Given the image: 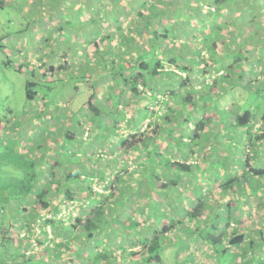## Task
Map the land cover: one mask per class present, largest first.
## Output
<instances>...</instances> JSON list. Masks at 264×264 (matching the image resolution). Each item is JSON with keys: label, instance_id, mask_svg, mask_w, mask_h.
Listing matches in <instances>:
<instances>
[{"label": "trees", "instance_id": "16d2710c", "mask_svg": "<svg viewBox=\"0 0 264 264\" xmlns=\"http://www.w3.org/2000/svg\"><path fill=\"white\" fill-rule=\"evenodd\" d=\"M238 2L239 0H181L183 5L175 2L173 7L169 6L170 8H173L171 11H169L168 5L165 9L160 11L162 15H165L166 13L170 14V12L179 13L181 11L180 6L189 5L196 9L198 6L196 7L195 5L203 6L209 3V5L207 4L209 7L207 14H212L214 22L219 19L220 24L217 22L216 24L211 23L206 26V29L209 30L208 33L210 34L203 39V42L205 43V48L209 51V55L202 56V50L200 49L192 52L193 56H191V59L188 58L189 62L186 64L181 63L184 56L174 57L172 60L168 61L171 63L170 65L179 69L183 73L182 76H180V84L186 89L185 94L182 97V102L189 108V114L182 118L179 124L177 122L183 114L182 109L173 110L171 103L168 102H165L167 103L168 110H173V114L175 115L173 116L172 114V116H169L167 115L168 113H165L164 122L160 123V121H157V125L156 123L154 124V120L150 121V118L152 119V117L149 116L148 120L150 123H148V125L152 127L154 124L153 129L149 130H142L141 123L135 122L134 120L131 124L126 121V124L123 127L122 125H117V122H120L121 120L117 119V117L118 115L122 116L123 113L121 114V111L117 109L116 105H114L116 106L114 110H109V114L112 117H115L114 119L116 122V124L111 126L113 132L126 130L127 128H129L128 130L130 131L133 128L136 129V133H131L123 139L120 138V146L124 147L125 152H127L130 159L134 158L136 160V164L134 169L130 170L128 162H126L125 159L123 163L118 160L119 162L110 164V172H104L99 175L97 174V176L104 175L103 182L107 180V183L104 184L106 192L102 194L98 192L99 195H97V191H94L91 181L86 180V184L81 190L83 195L86 194L85 197H83L85 204L82 200L79 201L82 209L84 208L83 205H86V210L82 211L83 214H81V211L79 210L78 215L73 217L71 231L74 232L78 229V235H81L91 245L94 244V246L96 245L95 243L101 245L102 242L104 245H108L110 242L112 243L114 241L117 243L120 239L123 244L122 247L115 250L113 258H108L107 256L108 253L111 252L109 249L106 251L101 250L96 254L88 253L85 259H125L123 257L128 256L129 258L127 259H135V261L130 264H140V262L137 261L138 259H141V264H166V259L163 258L166 247L169 245V243L166 244L167 240H169V235L166 233L170 231L175 224L183 223L186 219L194 220L198 217H203L205 219V214L208 212L206 209L211 207V202L214 200V190L211 189L210 191V189H208L207 192L200 194L197 191H201L202 188L200 187V189L199 185H195L191 187L192 189L190 191L194 197H188L186 194L178 195L177 187L183 180L185 174L187 177L188 175L191 176L193 173L192 165L189 162H181L177 159L173 160L170 155L171 150L167 151L165 147L169 143L170 145L174 143L180 148L185 144H188V142L194 140L200 142L202 139L209 138V135L206 134L205 130L206 128L209 129L210 124L216 122L217 118L218 124L225 134L226 142L223 144H225L224 146L228 150V153L231 154V157H233L235 153L233 154L230 149L240 148L242 144L243 148L241 155L243 154L242 160H244L242 164L244 171L242 173H237L233 167L230 171V175L225 178L220 172L216 173L215 171H209V177L205 180L207 171L204 170L203 181L208 180L205 183V187L211 188L209 185V187L206 185L209 181L214 180L213 177L216 178L217 176L218 181L215 187L216 189L218 188L222 189V191H227L229 194L228 196L230 197L229 201H227L224 206L229 208V212L232 210V213L235 214V216L237 210L241 208L249 209L250 196L263 195L261 197V202H256L258 206H263L264 166L262 165V162L264 161L262 160L264 159V67L261 71L256 72L258 68L257 66H260L261 62L254 58L251 64L249 53H259L262 61H264V40H262V38H264V30L262 31L261 29H264V3H260L258 0L246 3V6L244 7V9H246L245 15H243L244 13H241L242 16H240V18H238L239 20H236L233 24L236 28H232L228 23L229 21L226 18V15L237 7ZM256 4H259L261 8V12L258 15ZM163 7H165V5ZM152 8H156L153 3L150 4V9L152 10ZM0 11H2L1 6ZM148 12L149 9H142L139 11V15L146 18L145 26L151 27L153 22H151L150 18L154 17V15H146ZM248 13H250L251 16L248 15ZM198 15L197 20L203 22V19H198L201 17ZM192 16L193 15L189 18H192ZM39 22L40 19H37V23ZM33 23L37 25L35 21H33ZM252 23L255 24L256 30L248 31L247 27ZM96 27L91 30L100 33V30ZM64 28L65 27L62 25L59 27V30H64ZM225 28H230L227 33L230 35V39L229 43H222V48H220L219 43L221 44V37H226V35H221L222 29ZM244 30L249 32L247 36H243ZM152 36L158 38L164 37L166 34H159L157 31V33L153 32ZM238 42L240 44L239 48L235 47ZM226 48L231 49L230 51H226ZM155 53V51H150V55L154 54V59H139L137 61L134 58L136 62L135 64L130 62L126 63V66L129 65L126 70L127 75L122 73L119 75L121 78L118 79V83L123 82L122 84L125 86L128 85L129 92L136 97H148V94L150 96L149 91L153 89L150 81L152 79H158L159 75L166 71V65L169 64L166 63V56L163 57L162 55L160 57ZM196 53L197 56H195ZM98 54H100L99 59L103 65H107L108 57L106 56V53L99 50ZM115 63L116 62L112 61L110 64L115 65ZM8 64H11V61H8L6 65ZM211 64L217 65L218 67L215 69V66L213 65L211 67ZM22 66L24 65L19 64L18 69L20 71H24ZM64 66L65 65H62V68H64ZM117 67V65L113 66V68L109 67L107 73H111L112 69L115 70ZM49 68L53 69L54 67L50 65ZM174 68L172 70L173 72H175ZM29 72L33 73L35 70H29ZM199 73H201V75L198 79L197 75ZM41 75L46 77L45 73ZM207 75H212L213 78L208 80L205 78ZM70 77H72L71 73L68 74L67 79ZM84 79H86V77ZM56 80L57 79L54 78L52 82H48L45 78L43 79L48 85H54ZM90 81V83H94V80L90 79ZM197 82H200L198 90L195 86L197 85ZM39 83L40 81L35 80V78H29L26 81L25 89L28 102H39L40 100L46 99V97L43 96L44 94L40 93L35 88ZM113 90L114 88L108 94V99L111 103H115L117 97H120L118 96V93ZM171 94L175 96V99H178L180 98L181 92L172 90ZM87 105L92 118L100 123H97L98 127H103V121L100 117L102 114H106L104 112L105 110L107 111V109L102 106L100 100L96 97V93L91 94L90 97H88ZM151 107L152 106L150 105L149 109H151ZM47 108L48 104L45 103L42 110ZM196 114H200V117L196 122L190 137L188 134H186L187 137L182 135L183 131L179 132L174 130L176 125L181 126L183 123L187 124L191 117H195ZM234 114V121H229V116ZM256 122H261L260 127H255ZM139 123L140 125H138ZM85 124L93 128L92 121L86 122L85 120L81 123V126L84 125L83 132L87 130ZM159 127H161L160 129L169 130L168 137H155L158 131L157 128L159 129ZM66 137L70 140L73 139L74 135L68 132ZM187 139H189V141ZM219 139L222 142V138L219 137ZM42 152L44 153L43 150L38 153L35 151V155L40 157L39 153ZM118 158L119 156L116 159ZM253 159L254 161L259 159V161L257 160L259 164L258 166L251 164ZM197 160L198 159H195L194 162L198 163ZM50 161L54 164L53 168H51L52 173H44L43 175H49L51 180L49 181L48 179V181H46V178H44V184L42 186H37L38 184L33 183L26 190L24 199L16 201L24 202L28 197V193L34 192L36 197L33 200L32 206L34 207L32 211L36 212V215L40 212L50 210L59 211L54 201L48 199V194L52 192L51 188H54L53 190H55L54 192L56 193L55 197H57L62 192L61 187L66 186L64 192L71 197L72 185L68 181L82 178V174L66 168L63 170L66 172L61 174L63 179H56L57 177L54 169L59 162L54 161V158H51L48 162V166L50 165ZM228 163L229 162L226 164L227 167L229 166ZM219 164L221 167L225 166L224 162H220ZM111 172L113 177L108 178V175ZM199 174L200 173L197 175ZM239 184H242L244 188L236 190L235 185ZM188 198L190 199L188 200ZM232 202L236 203L234 210ZM23 208L28 209V206ZM129 208L136 211V215L134 213L129 215L127 213ZM261 209L263 210V207ZM145 210L149 211L145 213ZM219 211L220 210L218 209L217 215ZM214 212H216V209ZM146 214L148 215V218L143 220L141 216L144 217ZM243 216H246V213L241 216L239 215L240 219L238 222L241 221ZM148 219L155 221V228H150L148 226L143 228L144 224L146 225V223H148ZM49 222L55 226L56 219L52 218ZM228 223H231V221H228ZM228 223L226 224V228L224 227V230L222 229L223 231H217L219 223H212L208 228H205V233L203 232V238L205 241L209 242L211 246L217 244L215 249L216 255L220 256L230 250L238 251L239 254H242L240 251L245 250L243 248L245 245L247 246V244L249 245L248 249L251 250L254 241H247V230L246 232H243L237 228V230L234 229L233 233H230L229 231L227 232L225 230H228ZM260 225L261 227H248V230L250 236L261 233L264 243V217ZM23 226L25 234L29 235V230H33L31 219L27 220L26 218ZM135 231L140 235L139 241L141 246L137 250H132L131 253H129L130 251L128 252L127 249L129 248V245L127 243L133 239L132 237L136 236L135 234L137 232L135 233ZM127 232H130L128 237L126 236ZM250 238L252 239V237ZM100 245L95 247L97 248ZM135 245L136 241L131 243V246ZM80 257H83V255ZM254 260L255 259H243L242 264H264L263 259Z\"/></svg>", "mask_w": 264, "mask_h": 264}, {"label": "crops", "instance_id": "0c3cea01", "mask_svg": "<svg viewBox=\"0 0 264 264\" xmlns=\"http://www.w3.org/2000/svg\"><path fill=\"white\" fill-rule=\"evenodd\" d=\"M152 3L155 4L156 8H152L151 10L150 4ZM176 3H180L181 5H183L181 3V0H176ZM164 5L165 7H163ZM0 6L2 9V11H0V25L3 23H13L12 19H14L13 17L15 15L13 9L15 8L25 9L24 12L27 15L32 14V9L36 8L37 18L34 20L37 21V19H40L39 23L36 22L38 25L37 28H35L31 32H28L27 29L29 27V24H31L33 21H30V23L28 24L21 23L19 29L12 32H1L0 29V47L2 48L4 53L6 52L7 55H9L10 51L11 56L17 57L18 59H21V57L27 59L25 57V54H29V49H32V52H30L29 55H32L33 58H36L44 65L43 71H40V73L42 74H47L50 69H45L46 64H52L51 66L54 67L53 69H50V71L54 72V70H62L61 67L64 64L65 58L68 57L66 49L71 50L73 53L72 57L75 58V60H73L75 70H73V72H70L72 74V78L73 76L77 78L76 80H74V83L70 86V88L76 89L72 99L67 101L63 99L64 97L62 99L58 98L59 106L58 104L55 106L53 103L50 102L47 103V109L38 111L36 107L34 108L36 110L32 112L33 115L30 113V109L25 113L27 117L26 119L31 122V125L35 126L37 124L41 125L40 128L42 129H48V134L44 132L45 136H48L50 133H53V139L44 141L42 144L40 143V148L44 151V153H39L40 156L43 155L41 157L42 164L45 163L48 166V162L50 160L49 155L55 152V150L59 153L63 152L61 150H65L66 152L71 153L72 157L74 155V157H76V159L80 162L74 161L72 157L70 160L66 158L67 155H65L64 167L70 170H74V172L76 173L78 172L82 174V171L87 172V170H89V165L91 164L90 157H93L97 150L102 154L106 153L107 155H115L116 158L118 157L119 152H121L123 155H126L127 152L124 151V153L119 150L121 148L120 138L123 139L131 133H136V129L133 128L134 130L132 129L130 131L128 130L129 128H127L126 130H119L118 132L112 131L111 126L116 124V122H113L115 121V117H112L109 114V110H114L116 106L117 109L121 111V114L123 113L122 116L118 115L117 119L121 120L120 122H117V125L126 123V121L131 124L133 120L142 124L149 116L155 119L154 124L156 123L157 125V121H160L161 123V120L164 119L165 113H168L167 115L172 116V114L174 113L173 110L182 109L183 114L177 122L179 124L180 120L189 114V108L186 107L182 102V97L184 96L186 90L185 87L180 84V76H182L183 73L179 69L174 68L172 65H170L171 63H169L168 61L172 60V58L174 57L184 56L181 63L186 64L189 62L188 57L193 55L192 52L198 51L200 49L202 51L206 50L203 39L208 36V34H210L208 33L209 30L206 29V26L211 24L210 21L214 22V19L212 17V14H207V11L206 13L203 12L202 5H195L196 7L198 6V9L192 8L189 5L180 6L181 11L179 13H166L165 15H162L160 13V11L165 9L167 6V4L164 3L162 0H0ZM142 9H149V12L146 15H154V17L150 18L151 22H153L151 27L145 26L146 18L139 15V11ZM1 12L6 13V15L1 14ZM198 14L199 16H201L198 19H203V22H199V20H197ZM191 15H193L192 18H189ZM207 18L208 22L206 21ZM217 22L220 24L219 19L216 20V23ZM44 23L48 24V26L42 28ZM192 23L199 25L200 28L192 26ZM64 24H79L80 29H75L74 31H71L73 32V34L70 33V27H67L68 29L64 28L65 32L64 30H59L55 33L54 31L51 32V30L59 29V27ZM94 27L99 29L100 33L91 30ZM40 28L45 29L46 31L41 30ZM157 31L159 34L165 33L166 36L158 38L152 36L153 32L157 33ZM197 31L199 32L197 33ZM68 34H72L70 37L69 45L67 47H65L64 44L59 46L61 47V49H64V51L66 50L62 55H60L61 64L56 61L52 62V60H50V56L49 58L43 57V55H50L51 53H54V47L51 46L54 44L53 40H59V38H61L63 41H67ZM191 40H193V43L191 42ZM189 42L191 44H195L196 46L200 45V47L198 48V50H196L195 48L190 47ZM30 43L31 48H29V46L27 45ZM99 50L101 52L106 53V56L108 57V62L106 63L107 65H103L102 62H98L97 56L100 58V54H98ZM148 51H155V54H158V56L160 57L162 55L163 57L166 56V63L169 64L166 65L167 67L165 73H161L158 79L150 81V84L153 88L151 89L153 92L150 95L152 96V98H148L147 96L136 97L134 96V94L129 92L128 85L125 86L124 84H122L123 82L118 83V79L120 78L119 75L121 73L127 75L126 70L129 65L126 66V63L130 62L135 64L136 62L134 58L137 61L139 59H143L142 57ZM84 56L90 61L85 62L86 59L84 60ZM8 61L12 62L11 59H8L7 61L4 60L2 64L6 65ZM112 61L116 62L115 65L120 67V72L114 75L107 73V69H109V65ZM34 62L35 61L29 59L28 62L23 63L24 66H22V69H24V71H34L37 67H34V69L32 70L27 68V65L30 67ZM87 63L90 64L89 70H86L84 68ZM173 68L175 72L172 71ZM64 69L66 70L65 66ZM75 71H77V74L75 73ZM66 72L68 73V70L64 73ZM85 77L86 79H84ZM90 79L94 80L93 84L90 83ZM51 81H53V79ZM56 81H58V79ZM60 81H63V83L66 84L69 82V79L63 80L61 78ZM195 86L197 87V85ZM87 87H89L91 90L90 94L88 93L89 91ZM113 88V91L117 92L118 96L120 97H117L115 103H111L109 105L106 103V101L109 100L108 94L112 91ZM166 88H169V98L163 100L157 99L156 97L158 96V93L166 91ZM170 90L181 92L180 98L175 99V96L171 94ZM86 92L89 94L88 97H90L91 94L96 93V97L100 100L102 106L107 109V111L105 110L104 112L106 114H102V118L100 117V119L103 121V127H98L97 123H100L92 118V115L88 111V108L85 109L82 107L80 108L81 110L78 112L77 109H75L74 112L70 108H65V102H69V105L72 107V105L77 104L79 98H82L83 95H86ZM40 102L42 103V101L40 100L38 104ZM165 102L171 103V107L173 108V110H168L167 103ZM34 103L35 106L39 107L36 101L32 102L31 104L34 105ZM150 105L155 108H153L154 111L149 109ZM147 110L148 113H146ZM160 110L163 111L162 116H160ZM75 114H77L76 117L73 116ZM174 115L175 114H173V116ZM47 116L50 117L47 118ZM234 116L235 114L230 115L229 121H234ZM199 117L200 114H196V116L193 118L191 117L190 121L187 123L186 131L184 130L183 132H179H182V135H185V137H187L186 134H188V136L190 137L196 122L199 120ZM85 120L86 122L92 121V135L88 134L87 136H85V133L83 132L84 125L81 126V123ZM108 120H111V122L109 123ZM58 123H61L62 129H60L61 127L59 128L55 126V124ZM140 123L138 125H140ZM86 128L92 127L86 125ZM160 128L161 127H159V129L157 128L158 131L155 137H168L169 130H164ZM205 131L206 134L209 135V138L202 139L200 142L194 140L188 142V144H185L180 148L174 143H172V145H170L169 143L165 147L167 151L171 150L170 155L173 160L177 159L181 162H189L192 165L193 173L191 174V176L188 175V177L186 174L184 175L183 180L179 183V186L177 187L178 195L186 194L188 195V197L193 196L190 191L192 189L191 187L195 185H199V188H202H200L201 191H197L200 194L207 192L208 189H210V191L211 189L214 190V200L211 202L212 205L208 208L209 210L207 209L208 212L207 214H205V219L203 217H198L194 220L186 219L187 223H190L187 227H181L183 223H177L174 226L172 225L173 227L170 229V231L166 233L167 235H169V249L171 250H165V255H168L169 253L172 254L171 260L173 264L177 261V264H210L211 260L216 259L217 255L215 249L217 247V244L211 246L209 242L205 241L203 238V232L205 233V228H208L209 225H211L212 223H219L217 226V231L220 232L224 230L221 221L215 220L213 217H216L218 209L220 210L224 208L225 203L223 201L228 200L227 198H229L230 196H227L226 190L222 191V189H216L215 186L218 181L217 176L216 178L213 177L214 180L209 181L206 185H209L211 188L205 187V183L208 181L205 180L207 179V177H209V171H215L216 173L220 172L224 178L230 175V171L233 167L235 168L237 173H242L244 171V167L242 164L244 160H242L243 154L241 155L243 148L242 144L240 148L230 149L233 154L235 153L234 156L231 157V154L228 153V150L224 146L225 144H223L226 142V139L223 130L218 124V118L216 119V122L211 123L210 128H206ZM13 132H11L9 136H14L15 138V135L18 131L15 130ZM68 132L74 135L73 139L68 140L67 137H62L63 135L66 136ZM219 137L222 138V142L220 141ZM187 140L189 141V139ZM66 142L69 143L66 144ZM49 143L53 145H49ZM32 144L33 147H36L34 145V142ZM70 144L74 146V150L69 148ZM36 151H38V149ZM84 157L85 160H82L84 159ZM195 159H198V163L194 162ZM257 160L259 161V159ZM257 160L254 161L253 159L251 161V164L258 166L259 164ZM262 161H264V159ZM130 162H132L131 164L135 166L136 160L134 158L131 159ZM220 162H224L225 166L221 167L219 164ZM227 162H229L228 167L226 166ZM85 164L87 165L86 167L84 166ZM262 165L264 166V162H262ZM101 169L102 168L100 166L93 167L92 170H90L89 172L90 174H86L85 172L81 175V179H73L68 181L72 185V191L73 189L75 191L73 197H77V203L78 201L83 200V197H85L86 195H83L81 190L86 184L85 178H87V176L90 175L93 178L91 181V185L93 186L94 191H96V188H94L95 185L99 184L104 187V184L107 183V180L103 182L104 175L97 176V174L99 175L104 172L108 173L110 172V169ZM204 170L207 171V175L205 176V180L203 181V173L205 172ZM198 173L200 174L197 175ZM195 176L197 177V179ZM45 177L47 178L48 175H46ZM56 177V179L59 180L63 179L61 174L56 175ZM109 177H113L112 172L108 175V178ZM63 187L65 191L66 186ZM240 188H244L242 184L235 185L236 190H241ZM64 191L59 194L58 201L54 202L57 208H60L59 203L62 199L69 197V194ZM98 192L101 194L100 191ZM98 192L97 195H99ZM189 199L190 198H188V200ZM77 206L79 207L81 214H83L82 211L86 210V208L82 209V206H80L79 203L77 204ZM253 206H255V204L250 202L249 209L241 208L237 210L236 216L239 217V215L241 216L246 213V216H243L241 220L244 218V220H248L251 215L250 211L254 209ZM212 207H214V210ZM215 209L216 212H214ZM127 213L129 215L133 213L136 215L137 212L129 208ZM258 213L262 218L264 217L263 210H261L259 206ZM144 219L145 218H143V220ZM152 223L153 225L144 224L143 228H145L146 226L150 228H155V221L152 220ZM71 225L72 224L68 222L62 223L60 221H56L54 228L56 230L54 247H52L51 249H54V251L57 252V257L51 259L48 256L50 253L49 249H44L37 254V259H31L32 261H35L34 264H130L131 262L135 261V259H127L129 258L128 256L123 257L125 259H85L88 253L96 254L101 250H109L107 248L109 245H111L109 247L111 249V252H109L107 256L108 258H113V256L115 255V250L119 247H122L123 243H121V239L119 240L120 242H112L113 244L110 242L108 245H104L103 242L101 243V245L99 243H95V246L100 245L96 248L94 244L91 245L81 235H78V229H76L74 232L71 231ZM248 227L255 228L259 226H248L245 224V222L242 224L240 223V226L238 228L243 232H246L247 230V241H254L251 250L248 249L249 245L247 244V246L245 245L244 247L246 249V252L243 253L242 251H240V253L242 252V256H244L246 254L249 255V252L253 251L252 254L256 255L255 258L264 260V257L259 253L262 250L264 251V249L258 250L257 248V244H260L261 239H256L255 237L251 239ZM225 231L228 232V230ZM136 232L137 231H135V233ZM135 235L136 236L132 237L133 239L129 241V243H127L129 245V248H127L128 252L130 251L129 253H131L132 250H137L141 246L139 241V233L137 232ZM180 237L182 239H180ZM43 238H46V235H43ZM28 240L29 237L27 238V241ZM135 241L136 245L131 246V243ZM177 245H182L184 248L180 247L175 255L174 248ZM113 248H115V250ZM195 248L203 249L204 259H198V253ZM81 255H83V257H80ZM239 256H241V254ZM28 260L30 259H20L19 262L15 264H21L23 263V261ZM137 261L140 262V264L142 263L141 259H138ZM12 263L14 262H7L6 264Z\"/></svg>", "mask_w": 264, "mask_h": 264}, {"label": "rangeland", "instance_id": "374dc122", "mask_svg": "<svg viewBox=\"0 0 264 264\" xmlns=\"http://www.w3.org/2000/svg\"><path fill=\"white\" fill-rule=\"evenodd\" d=\"M20 1H23V0H20ZM162 1L164 3H166L168 5V7L169 6L173 7V5L176 2V0H162ZM252 1H254V0H249V1L239 0V2L237 3V7L234 8L230 13H228L226 15V18L229 21L228 23L230 24V26L232 28H234V27L236 28V26H233V24L236 22V20H239L238 18H240V16H242L241 13H244L243 15H245L246 9H244V7L246 6V3H250ZM258 2L264 3V0H258ZM207 4L209 5V3H207ZM207 4L203 5V12L204 13H206V11L209 8ZM158 6H160V5H158ZM256 6L258 8L256 10L257 15H258L261 12V8H260L259 4H256ZM172 9L173 8L169 7V11H171ZM13 11L15 12V15L13 17L14 19H12L13 23L1 24L0 25L1 32L16 31L19 29V26H21V23L28 24V23H30V21H35L34 19L37 18L36 8L32 9V14H30V15L25 14V12H24L25 9H23V8H15V9H13ZM171 13H173V12H170V14ZM1 14L6 15V13H4V12H1ZM248 15H250V13H248ZM1 18H4V17H1ZM206 21L208 22V18L206 19ZM35 22H37V21H35ZM210 23L216 24V22H213V21L212 22L210 21ZM37 26L38 25H36L32 22L31 24H29L27 31L31 32L32 30L37 28ZM47 26H48V24L44 23L42 28H45ZM192 26H194L196 28H198V27L200 28V26L197 24L192 23ZM63 27H65V28L70 27L69 28L70 33H72V34H73V32H71V31H74L75 29H80L79 24L63 25ZM230 28L222 29L221 35H226V37L225 36L221 37V40H220L221 44L219 43L220 48H222V46H221L222 43L223 44L229 43L230 35L227 33L229 31L228 29H230ZM261 29H262V31L264 30L263 28H261ZM41 30L46 31L45 29H41ZM247 30L248 31L249 30H256L255 24L252 23L250 26L247 27ZM52 31H54V33H55V32H58L59 29L51 30V32ZM248 31L244 30L243 36H247V34L249 33ZM64 32H65V30H64ZM198 32L199 31H197V33ZM72 34H68V40L67 41H63L61 38H59V40L54 38L55 39V40H53L54 44L51 45L54 47V53H51L50 55H44V57H46V58L47 57L49 58V56H50V60H52V62L56 61V62H59L61 64L60 55H62L67 50V53H68L67 58L68 59L65 58V61L63 64V65H65L66 70L61 67L62 70H59V71L54 70V72H53V71H50V69H49L50 65L46 64L45 69H49L48 73L47 74L45 73L46 77H43L41 75L42 73L40 74V71H43V67H44L43 63L40 62L39 60H37L36 58H33L32 55H29L30 52H32L31 51L32 49H29V51H28L29 54H25V57L27 59L22 58V57H21V59H18L17 57L11 56L9 49H8L9 55H7V53L6 52L4 53V51L0 47V264H6L7 262L8 263H11V262L18 263L20 259H23V256L25 255V252L29 247L27 238H25V236L23 238L20 236L25 235L24 234L25 231L23 229V227H24L23 224L25 223L26 218H27V220L31 219L32 224L35 223V219H36L35 213L36 212L32 211V204H33V200L36 196H35L34 192H31V193L29 192L28 197L26 198V201H24V202H16V201L24 199L25 194H26V190L33 183L38 184L37 186H42L44 184L43 179L46 178L45 175H43L44 173H48V174L52 173L51 168H53L54 164L51 161H50L49 166H47L45 163L42 164L41 157L43 155H41L40 157L36 156L35 151L38 149V151H36V153L41 152L40 143L42 144L44 141H47L49 139H53L54 137H53V133H50L48 136H45L44 132H46L48 134V129L40 128L41 125H37V124L35 126L31 125V122L26 119L27 117H26L25 113L30 109V113L32 114V112L36 110V109H34L36 107H37L38 111H41L42 110L41 106H42V104L45 105V103L51 102L56 106L58 104V98L62 99L64 97L63 99L69 101L74 96L76 89L70 88V86L74 83V80H76L77 78L75 76H73V78L70 77L69 82L66 84H64L63 81H60L61 78L67 79L68 78L67 75L70 74V72H73V70H75V65H73L74 64L73 60H75V58L72 57V55H73L72 51L68 50V49H66L64 51V49H61V47H59L62 44H64L65 47H67L69 45L70 37ZM259 39H261V38H259ZM262 40H264V38H262ZM191 42L193 43V40H191ZM27 45L29 46V48H31V43L27 44ZM189 45H190V47L195 48L196 50H198V48L200 47V45L196 46L195 44H191L190 42H189ZM193 46H195V47H193ZM235 47H238V48L240 47L239 42L236 44ZM230 49L231 48H226V51H230ZM205 51L207 52V54H205V56L209 55V51L207 49ZM191 56H193V55H191ZM191 56H189L188 58L191 59ZM195 56H197V54ZM249 56L251 59V62H250L251 64H252V61L254 58L256 60H260L261 64H260V66H257L258 68H257L256 72L261 71V69L264 67V61H262V58L259 55V53H249ZM153 57H154V54L150 55V51H148L142 58H143V60H148V59H154ZM8 59L12 60L11 64L3 65L2 64L3 61L4 60L7 61ZM29 59H31L35 62L30 67L27 65V68L28 69H34V67L35 68L37 67L38 69L36 68L35 72H33V73H30L29 71H20L18 69L19 63H20V65H23V63L28 62ZM97 59H98V62L100 63L101 60L99 59L98 56H97ZM189 59H188V61H189ZM84 60H85V62L90 61L85 56H84ZM89 65L90 64L87 63L84 66V68L86 70H89ZM213 65L214 64H211V67ZM109 66L113 68V66H115V65L110 64ZM214 66H215V69H216V67H218L217 65H214ZM67 70H68V73L67 72L64 73ZM51 72H52V74H51ZM119 72H120V67H117L115 70L112 69L110 74L114 75L115 73H119ZM75 73L77 74V71H75ZM124 75H126V74H124ZM200 75H201V73H199L197 75L198 79L200 78ZM29 78L30 79L35 78V80L40 81V83L38 85H36L35 88L40 93H43L44 94L43 96L46 97L45 100H41L42 103L41 102L39 104L37 103L39 105V107L35 106V103H34V105L31 104L29 106V104L31 102H28L26 99L25 86H26V81ZM44 78L48 82H52L51 80L54 78L58 79V81H55L54 87H53V85H48L47 83H45L43 81ZM117 78H119V77H117ZM205 78H207L208 80H211L213 78V76L207 75V77H205ZM152 80H156V79H152ZM41 82H42V84H41ZM198 84H200V82H197V85ZM87 88L89 91L88 93L90 94L91 90L89 87H87ZM168 91H169V88H166V91L159 92L158 96L156 98L161 99V100L168 99L169 95H170V93ZM88 93L86 92L85 96L80 95V96H82V98L78 99V101H80V102L77 101V104L72 105V107L69 105V102H65L64 103L65 107L70 108L74 112H75V109H77V112H78L81 110L80 108H82V107L88 108V105H87V100H88V96H89ZM216 93H218V92H216ZM149 97L152 98V96H149V94H148V98ZM219 97H217V98H219ZM106 103L110 105L111 101L107 100ZM61 105H63V104H61ZM58 106H59V104H58ZM152 107H151V110H153ZM129 111H131V110H129ZM160 111L163 114V111L162 110H160ZM146 113H148V110L146 111ZM161 113H160V116H162ZM237 114H239V113H237ZM73 116L76 117L77 114H75ZM49 117L50 116H47V118H49ZM31 120H32V118H31ZM151 120H155V119L150 118V121ZM108 122L110 123L111 120H108ZM113 122H115V121H113ZM161 122H164V119L161 120ZM148 123H150V122L147 118L141 124V129L142 130L153 129L154 124L151 127L148 125ZM125 124L126 123H122L121 124L122 127ZM55 126L59 127V128L61 127L60 129H62L61 123L55 124ZM89 129H90L89 135H92L93 128H89ZM186 129H187V124L183 123L181 126L176 125V128L174 130L175 131H184V130L186 131ZM15 130L18 131L15 135V138H14V136H9L10 133L15 131ZM208 132H211V131H208ZM13 135H14V132H13ZM62 137L65 138L66 136L63 135ZM78 139H80V138H78ZM33 142H34V145L36 147H33V144H32ZM68 143L69 142H66V144H68ZM49 145H53V144L49 143ZM52 148H55V147H52ZM69 148L74 150V146L72 144H70ZM119 150L122 152L125 151L124 147H122V146ZM61 151H63V152H61L63 154H61L55 150V152H53L52 154L49 155L50 159H51V157L54 158V161H57V159H58L59 164L54 169V171L56 172V175L63 174L64 172H66V171H63L64 169H66L64 167V156L67 155L66 158H68L70 160L72 157L71 153L66 152L65 150H61ZM75 153H76V151H75ZM82 154H85V153H82ZM118 156H119V158L116 159L115 155H113V156L111 154L107 155L106 153L102 154L101 152H98V150H97L96 153L94 154V156L90 157V163L91 164L89 165V170H87V172L82 171V174L85 172H86V174L87 173L90 174L89 173L90 170H92L93 167H98V166H100L103 170L109 169L110 164L117 163L119 161L121 163H123L124 159L126 160V162H128L129 169L130 170L134 169L135 166H133V164H131L132 163V162H130L131 159L128 157L127 154L123 155L121 152H119ZM120 157H121V159H120ZM95 158H96V160H95ZM72 159L76 162H80L79 160L76 159V157H74V155H73ZM98 159H100V160H98ZM82 160H85V157ZM32 163H34V164H32ZM84 166L86 167L87 165L85 164ZM57 172H58V174H57ZM101 172H103V171H101ZM47 178L49 179V181L51 180L49 175ZM47 178H46V181H48ZM76 179H79V178H76ZM85 179L87 181H92L91 179H93V178L89 175ZM61 188H62L61 190L64 191V189H63L64 187L62 186ZM94 188H96L97 192L99 190H101L100 191L101 194L106 192L102 185L97 184L94 186ZM51 189H52V192H50L48 194V199H50L54 202H57L59 196L55 197L56 196V193L54 192L55 190H53L54 188H51ZM72 193L75 194L74 189H73ZM228 195L229 194L227 193V196ZM252 195H254V194H252ZM262 196L263 195H259V196L257 195V196H253V197L250 196L249 197L250 198L249 202L254 203L255 206H253L254 209H252L250 211L251 215H250L248 220L247 219L244 220L245 219L244 218L238 222L240 217L235 216V214L232 213V210H231V212H229V208L226 206H224L223 209H220L218 215H216V217H213V218L215 220L222 221L221 224L225 228H226V224L228 223V221H231V223H228V226H227V229L230 233H233L234 229L237 230V228L240 226V223L242 224L244 222L248 226H251V225L260 226V224L263 221V218L258 213V205L256 204V202H261ZM227 199L228 200H224L223 202L226 203L227 201H229V198H227ZM262 200H263V206H259V208L261 209L263 207V215H264V198ZM139 204H140V201H139ZM232 205L234 206L233 207V210H234L236 203L233 202ZM25 206H28V209L23 208ZM212 208L214 210V207H212ZM148 211L149 210H145V213ZM141 217H142V219L143 218L147 219L148 215L146 214L145 217H143V216H141ZM70 219H72V218H70L68 216L65 217V221L68 223L71 222ZM148 224L153 225L152 220H149V222L146 223V225H148ZM189 224L187 223V221H184L183 224L181 225V227H187ZM37 227H38V225L36 224V228ZM36 228H34L33 230H29V242L30 243L33 240H36L34 238V236L39 241L44 240V238H43L44 232L36 231ZM32 231L33 232L36 231L35 235L32 233ZM53 233H54V235L56 234V230L54 228H53ZM129 235H130V232H127L126 236L128 237ZM253 235H251L250 237H252V238L255 237L256 239L258 237L259 238L261 237V233H258V235L257 234H253ZM263 237H264V229H263ZM180 239H182V238L180 237ZM113 243H115V241ZM168 243H169V240H167L166 244H168ZM110 246L111 245H109L107 248L110 249L109 248ZM180 247L184 248L182 245H177L174 248L175 255H176V252L179 250ZM202 248H198V249L195 248L197 253H198L197 254L198 259H204L203 258L204 254H203ZM257 248H258V250L264 249V243H263L262 237L260 240V244H257ZM113 249L115 250V248H113ZM243 249H245V248H243ZM170 250L171 249H169V245H168L166 248V251H170ZM49 252L50 253L48 256L51 259H54L57 257V254H56L57 252H55L54 249H49ZM242 252L245 253L246 249L242 250ZM247 252H249V251H247ZM252 253H253V251H250L249 255L246 254V255L242 256V254H241L242 257H240L239 256L240 254L238 251L230 250V251H227V253L222 254L220 256L217 255L216 259L211 260L210 264H242L243 259H256L257 260L258 258H255L256 255H253ZM259 253H260V255H262L264 257V251L263 250L260 251ZM163 258L166 259V264H173L172 260H171L172 254H170V253L168 255L163 254ZM32 259H37V258L33 257ZM34 262L35 261H32L30 259L28 261H23V263H21V264H34ZM177 263H178V261L174 264H177Z\"/></svg>", "mask_w": 264, "mask_h": 264}, {"label": "clouds", "instance_id": "9594fccd", "mask_svg": "<svg viewBox=\"0 0 264 264\" xmlns=\"http://www.w3.org/2000/svg\"><path fill=\"white\" fill-rule=\"evenodd\" d=\"M211 8H212V7H211ZM201 54H202V56H203V55L205 56V54H207V52H206V51H202ZM199 87H200V84L197 85V89H198ZM149 93H150V95H151V94H152V90L149 91ZM37 103H38V102H37ZM152 108H153V107H152ZM87 129H89V128H87ZM89 131H90V129H89ZM85 132H86V131H85ZM85 132H84V133H85ZM99 191H101V190H99ZM30 193H31V192H30ZM73 195H74V193L71 192V195H70V196H71V198H73V199H71V198H68V199L64 198V199H62V200L60 201V208H58L59 211L62 210V209H66V210L70 209V211L68 210L69 214L66 215V217L68 216V217L72 218V219H70V220H71L70 224L72 223L73 217L76 216V215H78V211H79L78 206H77V204L79 203V201H78V203H77V201H76L77 197L74 198ZM27 196H28V195H27ZM75 201H76V203H75ZM80 201H81V200H80ZM82 202L84 203L83 200H82ZM84 204H85V203H84ZM33 207H34V206H32V210H33ZM83 207L86 208V205H84ZM59 211H51V210H50V211H46V212H40V213H38V214L36 215L35 223L33 224V229L36 228V224H37L38 227L36 228V231L44 232V235H46V238H44L43 241H39V240H37V238L34 236V238H35L36 240H33L31 243H30L29 240H28V246H29L28 249L32 247V244H33L34 241H38L39 244L42 245V247H41L37 252H35V253L33 254V256H31V257H28L27 254H26V252H25V255L23 256V259H32L33 257H36L37 254H38L40 251H42V250H44V249H51L52 247H54L55 235H54V233H53V228H55V226H54L52 223H50L49 220L52 219V218L50 217L51 214H53V213H58ZM74 212L76 213L75 215H73ZM43 217H45V219H43ZM53 219H56V221H60V222H62V223L66 222L65 219H57V218H53ZM55 224H56V223H55ZM48 225H50V226L52 227V233H51V234L47 232V226H48ZM36 231L33 232L34 235H35V232H36ZM21 233H22V232H21ZM24 234H25V232H24ZM24 236H25V238H28L29 235H26V234H25V235L20 236V237L23 238ZM28 249H27V250H28ZM27 250H26V251H27ZM12 264H15V263H12Z\"/></svg>", "mask_w": 264, "mask_h": 264}, {"label": "built area", "instance_id": "2783aa9c", "mask_svg": "<svg viewBox=\"0 0 264 264\" xmlns=\"http://www.w3.org/2000/svg\"><path fill=\"white\" fill-rule=\"evenodd\" d=\"M261 125V122H256L255 123V127L258 128L260 127ZM89 134V129L86 130L85 132V136H87ZM70 211V209H68ZM68 210L66 209H62L60 210L58 213H53L50 215L51 218H57V219H65L66 215L69 214ZM76 213L74 212L73 215H75ZM43 219H45V217H43ZM47 232L48 233H52V228L50 225L47 226ZM42 247V245L39 244L38 241H34L33 244H32V247L29 248L27 251H26V254L28 257H31L33 256V254L35 252H37L40 248Z\"/></svg>", "mask_w": 264, "mask_h": 264}]
</instances>
